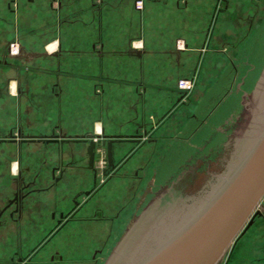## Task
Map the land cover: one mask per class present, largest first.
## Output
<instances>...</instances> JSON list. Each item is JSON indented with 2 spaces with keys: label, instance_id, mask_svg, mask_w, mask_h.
Instances as JSON below:
<instances>
[{
  "label": "crops",
  "instance_id": "obj_1",
  "mask_svg": "<svg viewBox=\"0 0 264 264\" xmlns=\"http://www.w3.org/2000/svg\"><path fill=\"white\" fill-rule=\"evenodd\" d=\"M134 1L0 0V134L19 129L25 135L59 133L71 140L101 132L143 135L145 144L129 160L131 174L142 167L141 185L129 176L122 183L128 186L124 192L115 186L104 193L103 202L92 204L109 209L110 215L126 206L112 225L114 234L130 218L128 209H137L141 190L147 196L174 177L167 168L161 172L172 145L191 148L183 161L195 159L194 151L206 147V127L221 120L217 117L228 100L226 95L214 109L204 106L216 76L229 58H238L240 38L251 37L264 22V15L256 25L249 17L254 0H143L141 10ZM222 6L224 15L218 13ZM13 41L18 43L15 55L9 54ZM263 64L264 55L259 68ZM191 77L192 90L181 91L178 82ZM232 112L235 116L239 111ZM225 124L222 120L215 127L221 130ZM56 147L0 143V204L17 168L52 165L58 160L51 156ZM135 147L132 141L116 146V159L121 149ZM60 149H73L83 164L85 144H63ZM184 165L179 163L178 171ZM75 173L78 185L85 187L89 173ZM260 223L253 226L255 232ZM95 229L93 223L83 224L84 249L66 264L86 263ZM16 245L13 225L0 228V264H9Z\"/></svg>",
  "mask_w": 264,
  "mask_h": 264
},
{
  "label": "rangeland",
  "instance_id": "obj_2",
  "mask_svg": "<svg viewBox=\"0 0 264 264\" xmlns=\"http://www.w3.org/2000/svg\"><path fill=\"white\" fill-rule=\"evenodd\" d=\"M254 1L249 17L256 25L261 19L259 15H264V0H260L258 5L256 3L259 0ZM218 10H220L218 13L224 15L223 6ZM240 40L241 42L235 48L239 53L238 58L235 61L228 59L226 67L222 69L218 78L216 76V81L211 87V99L204 103L205 107L214 109L219 98L228 96L217 117L221 120L219 122L213 120L211 126L206 127L207 136L210 139L206 147L200 151H194L195 159L183 161L182 156L187 152L192 153L191 148L172 145L173 147L162 161L161 172L167 168L168 173H173L174 177L161 189L145 195L144 200L140 198L141 202L137 209H128V212L132 211V219L128 218L130 222L125 224L119 232L116 229L114 234L108 224L102 229L106 224L93 223L96 224L95 230H102L94 239L96 244L89 246L93 247L88 255L91 256L94 249H103V251L98 255L97 261L88 259L87 264H124L144 242L153 241L155 244L153 246H156L167 239L170 232L186 223L215 193L241 159L240 157L247 149V141L256 139L257 134L262 131L264 118L257 133L253 132L255 130L253 123L261 109L264 96V64L259 68L264 55V22L254 35L249 37L245 34ZM255 76H257L256 85L249 91ZM243 80H245L244 84H242ZM216 93L217 96H214ZM232 111L239 112L232 116ZM222 120L226 124L220 130L215 126ZM222 130L225 136L220 133ZM188 137L191 139L192 136L188 135ZM195 141L200 140L195 138ZM57 153V150H54L51 155L54 161H56ZM69 158L70 153H64V161L66 162ZM82 163L84 164L85 160ZM179 163L185 165L178 171ZM45 173L48 175L49 171L45 170ZM259 205L264 208V199H261ZM261 212L257 220L252 221L248 228L237 236L229 250L216 264H264V209H261ZM259 220L262 223L255 232L253 226ZM168 226V229L172 228V230H167ZM109 233L111 235L108 237ZM86 239L87 237H84V240ZM88 240L93 238L89 236Z\"/></svg>",
  "mask_w": 264,
  "mask_h": 264
},
{
  "label": "flooded vegetation",
  "instance_id": "obj_3",
  "mask_svg": "<svg viewBox=\"0 0 264 264\" xmlns=\"http://www.w3.org/2000/svg\"><path fill=\"white\" fill-rule=\"evenodd\" d=\"M53 135H58V139L61 140L59 136L62 134L53 133L41 137L34 136L36 137L34 141L23 142L20 137L30 135L23 134L19 129L13 133L11 131L0 134V143H52L57 146L58 152V160L52 165L41 162L35 170L19 166L15 175L7 182L9 195L0 204V228H5L9 224L13 225L14 236L17 240V245L12 255L9 256V264H66L68 259L74 261L71 258L84 249L83 224L98 222V224H106L102 229L107 227V224L112 228L113 223L126 207L123 206L110 215L106 214L109 209H104L102 205L93 207L92 204L99 199L103 202L104 193L115 186L124 192L125 187L128 186L122 183L129 176H132L136 185L140 186L142 183V167L136 168L131 174L129 160L131 155L137 151L136 148L145 144L142 142L143 136L139 142L134 143L136 145L134 150L121 149L118 159L115 156L116 146L122 147L131 141L122 139L120 142H114L112 144V165H109L106 156L107 139L105 143L102 139L99 141L96 139L94 158L90 167L86 154L88 146L86 141L59 143L48 142V138H43ZM63 144H71L72 147L85 144V163L81 164L78 159H75L73 149L70 150V158L65 162L64 152L60 149ZM45 170L49 171L48 175L43 173ZM83 170L89 175L86 186L82 188L78 185L75 172ZM140 195L142 200L145 192L141 190ZM261 209L264 208L258 204L255 211L262 213ZM260 215L256 214L253 222ZM129 222L128 220L125 224ZM101 230L94 232L99 233ZM87 233V236L92 235V231ZM110 235L109 233L108 237ZM102 251L103 249H94L89 259L97 261Z\"/></svg>",
  "mask_w": 264,
  "mask_h": 264
},
{
  "label": "water",
  "instance_id": "obj_4",
  "mask_svg": "<svg viewBox=\"0 0 264 264\" xmlns=\"http://www.w3.org/2000/svg\"><path fill=\"white\" fill-rule=\"evenodd\" d=\"M143 135L130 136L93 135L71 140L53 135L48 142L68 143L86 141L88 165L94 158L96 139H106V156L109 165L113 161L112 144L122 139L139 142ZM20 137V136H18ZM23 142H32L36 137L22 136ZM264 199V126L257 138L241 157L236 167L226 177L215 193L196 211L186 223L170 236L152 246L142 257L131 264H216L229 250L237 236L252 223L255 211Z\"/></svg>",
  "mask_w": 264,
  "mask_h": 264
},
{
  "label": "bare ground",
  "instance_id": "obj_5",
  "mask_svg": "<svg viewBox=\"0 0 264 264\" xmlns=\"http://www.w3.org/2000/svg\"><path fill=\"white\" fill-rule=\"evenodd\" d=\"M264 86V85H263ZM263 92H264V87H263ZM264 118V96L262 97V101H261V109H260V111L257 113V115L255 116V118H254V123H253V125H255L254 126V131L253 132H255V133H257L258 131V129L260 128V125L262 124L261 122H262V119ZM253 128V127H252ZM251 134V133H250ZM257 136H258V134H257ZM257 136H256V138H257ZM250 138V137H249ZM247 139V138H246ZM251 141H247V143H246V146H247V149L253 144V142L255 141V139H250ZM247 149L245 150V152L247 151ZM244 152V153H245ZM244 153H243V155H244ZM242 155V156H243ZM241 156V157H242ZM240 157V158H241ZM238 158V157H237ZM189 217V216H188ZM149 223H151V222H149ZM163 227H165V226H163ZM167 228V230H172V228H170V229H168L169 228V226L168 227H166ZM178 228V227H177ZM176 229V228H175ZM174 229V230H175ZM173 232V231H172ZM172 232H170V233H172ZM153 241L152 242H144V244H142L138 249H137V252L132 256V257H130L129 259H127V261L124 263V264H131V263H133L134 261H136V260H138V259H140L141 257H142V255L143 254H145L152 246H153ZM155 245V244H154ZM121 258V257H120Z\"/></svg>",
  "mask_w": 264,
  "mask_h": 264
},
{
  "label": "built area",
  "instance_id": "obj_6",
  "mask_svg": "<svg viewBox=\"0 0 264 264\" xmlns=\"http://www.w3.org/2000/svg\"><path fill=\"white\" fill-rule=\"evenodd\" d=\"M134 6H135V9L141 10L143 7V0H135ZM136 48H139V45ZM17 53H18V43L13 41L9 45V54L15 55ZM193 86H194V78L193 77L188 78V79H181L178 82V88L181 91H184L185 93H188L189 91H191Z\"/></svg>",
  "mask_w": 264,
  "mask_h": 264
}]
</instances>
